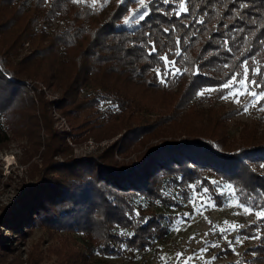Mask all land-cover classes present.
Wrapping results in <instances>:
<instances>
[{
  "label": "trees",
  "instance_id": "16d2710c",
  "mask_svg": "<svg viewBox=\"0 0 264 264\" xmlns=\"http://www.w3.org/2000/svg\"><path fill=\"white\" fill-rule=\"evenodd\" d=\"M130 3L0 0V40L9 42L0 53V147L9 131L24 132L28 124L37 133L43 127L49 136L41 162H30L31 179L0 211V264H83L94 250L120 254L165 240L170 218L136 209V197L176 204L163 189L173 186L186 196L195 184L221 204L224 195L206 172L231 182L241 202L264 205V138L247 133L242 144L231 146L224 122L236 109L216 105L226 91L220 86L233 74L264 85L252 71L264 72V0H148L150 15L128 27L120 20ZM25 40L30 49L19 56ZM158 57H167L179 74L161 83L155 69L163 75L167 61ZM27 77L60 90L57 107L68 118L80 115L75 124L80 131L114 122L120 134L100 153L73 154L65 131L52 126L49 99L38 87L31 91ZM204 86L216 90L198 95ZM204 100L207 105L197 112ZM162 106L168 112L161 115L180 124L184 134L149 142L132 158H115V150L166 134L140 114ZM182 109L185 119L179 121ZM35 226L77 230L82 245L62 251L68 259L74 256L68 261L62 256L42 262L31 253L24 260L7 258ZM254 226L251 222L243 230ZM260 234L223 264H264V231Z\"/></svg>",
  "mask_w": 264,
  "mask_h": 264
},
{
  "label": "rangeland",
  "instance_id": "374dc122",
  "mask_svg": "<svg viewBox=\"0 0 264 264\" xmlns=\"http://www.w3.org/2000/svg\"><path fill=\"white\" fill-rule=\"evenodd\" d=\"M97 3L98 0H92ZM148 0H143L147 5ZM141 9L140 0H131L128 10L122 16L120 22L128 27H132L136 22L132 19L134 12ZM129 20V24H125V20ZM56 23V19H54ZM62 25V22H59ZM7 40H0V53L8 45ZM30 49L27 40L19 46V56ZM171 69H175L172 64L168 65ZM245 75L237 80L244 79ZM27 87L31 91H35L38 87L43 92V96L49 99L47 111L52 119V126L65 131L64 141L69 145L67 148L72 150L75 155H85L89 153H100L104 148L120 134V129L115 127L114 122L108 124L102 123L99 126L91 127L88 130L80 131L75 124L80 120V115L74 113L68 118L60 112L57 107V102L60 96V90L48 86L42 80L36 77H27L24 79ZM237 88L243 86L237 84ZM205 89H215L216 86H204L199 89L198 93ZM205 91L204 95L213 93ZM235 91V89H233ZM256 91H258L256 89ZM227 90L221 94L225 95ZM221 96L217 99L216 105L223 110L236 109L231 115L225 118L224 132L226 141L231 146H237L243 143V136L247 133L255 137L264 138V99L258 100L249 106V110H243L244 105L248 104L250 96L241 95L236 99L229 96L228 99H222ZM37 97V96H35ZM36 100H38L36 98ZM262 101V102H261ZM207 105V100L196 106V111L201 112ZM37 111V108L35 109ZM168 109L164 106L154 111H141L142 121L153 122L154 125L161 126V130L166 134L151 136L146 143L137 142L124 152H114V157L117 159H129L135 156L137 152L142 151L149 142L160 138L169 137L172 135L181 136L184 134L183 128L178 123L170 122L169 117L162 116V113L167 114ZM182 109L177 116L179 121H183L185 117ZM218 113H220L217 110ZM162 116V117H161ZM197 117L196 115H194ZM200 120L204 121L201 117ZM22 130L24 132H10L9 139L6 144L0 147V211L3 206L9 205L14 201L18 189L29 182L31 179L29 173L32 171L30 162L40 163L41 151L44 146V141L48 136L47 130L43 127L36 131V128ZM119 130V131H118ZM60 156V155H57ZM206 175L211 177L217 186L218 191L224 192V200L221 204L215 202L211 193L201 195L203 188L190 187L189 193L184 196L177 188L169 186L163 191L166 195L176 198V204H166L159 199L149 200L142 196H137L135 199L136 209L141 207L144 210H154L166 214L167 218H175L177 214L183 217L181 222L173 225L172 219H167L168 234L165 240H156L154 244L147 245L142 249H134L133 251H124L120 254H100L97 250L91 253L90 257L84 260L83 264H223L226 261L239 257L246 245L252 243L255 238H251L252 234L257 231L256 225L259 223V232L264 231V220H259L256 216L255 207L251 213L245 212L239 206L241 202L235 192L230 196L229 185L231 182L224 179H215L216 177L206 172ZM193 185V184H192ZM233 186V185H232ZM195 197L192 201L189 197ZM246 204V203H244ZM175 205V208H173ZM249 205V204H246ZM191 214V215H184ZM255 223L251 232L243 230V227L249 223ZM178 229V230H174ZM8 232L7 229H4ZM229 242H235L233 248L229 246ZM82 245L81 233L77 230H52L41 226L32 227L29 234L20 238L17 242V248L7 255V258H12L14 255L24 260L31 253L34 257L42 256V262H53L58 260L68 259L62 251H71ZM213 245H216L213 247ZM207 248L205 252L201 249ZM182 254V255H178ZM191 258V259H189ZM71 264V263H68Z\"/></svg>",
  "mask_w": 264,
  "mask_h": 264
},
{
  "label": "snow or ice",
  "instance_id": "6c2138e0",
  "mask_svg": "<svg viewBox=\"0 0 264 264\" xmlns=\"http://www.w3.org/2000/svg\"><path fill=\"white\" fill-rule=\"evenodd\" d=\"M74 3H81L82 0H73ZM126 2V0H122V3ZM141 3V9L136 10V12H134L132 19L137 23H141L143 21L146 20V18L150 15V12L147 11V5H145L143 3V0H140ZM164 3H169V0H164ZM180 8L183 9V13H187L188 9L185 8L183 6V4H181L179 6ZM175 15L180 16L182 15V13L179 10L175 11ZM125 24H129L130 21L129 20H125L124 21ZM164 33H168L169 29L165 28L163 29ZM156 48L153 45L152 46V51L150 53L151 56H155L156 54ZM159 60L161 61H167V57H158ZM171 61H167V63H165V70L163 72V75L160 74L161 70L159 68L155 69V71L157 72V79L161 82V83H165L167 82L173 75L179 74V70H176V72L174 73L173 70L171 68H169V64H171ZM245 68H247V61H245ZM185 71H187L185 69ZM253 72H255L257 74V76H259L261 79H264V72H261V69L259 67L253 68L252 69ZM237 84L243 86V91H241V88H237ZM233 89H235V91H233ZM256 89H259V91H256ZM215 89H205L201 92L198 93V95L203 96L205 91H213ZM220 90H227V93L225 95H222L221 98L222 99H228L229 96L233 97L234 99H236L237 103H239V99L238 97H240L241 95H249L250 99L248 104L244 105L243 110L245 112H247L249 110V106L251 104H253L254 102L258 101V100H262L264 99V85H261L258 83V81L256 79H249L247 76H245L244 79H240L237 80V75L233 74L226 82H224L221 86H220ZM215 183V182H213ZM192 188H195L196 185L193 184L191 185ZM229 195L232 196L235 194V188L232 185H229ZM262 191H264V189H262ZM209 192L208 188H203L201 195L207 194ZM224 192L221 191V195H223ZM190 200L194 201L195 197H189ZM239 206L241 208L244 209L245 212H249L251 213L252 208L255 207L259 210L256 211V216L259 220H264V205H260L259 202H256L253 205H246L244 203H239ZM173 208H175V205H173ZM137 215L139 214L138 212L136 213ZM184 215H191V214H184ZM172 219V223L173 225H177L181 222V220L183 219L182 216H180L179 214H177V216ZM257 231L254 232L252 234L251 238H260V232H259V223L256 225ZM174 230H178V229H174ZM234 243L235 242H229V246L233 248V251H235L234 248ZM216 245H213V247H215ZM207 248L201 249V252H205L207 251ZM178 255H182V254H178ZM191 259V258H189Z\"/></svg>",
  "mask_w": 264,
  "mask_h": 264
}]
</instances>
